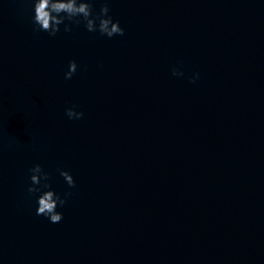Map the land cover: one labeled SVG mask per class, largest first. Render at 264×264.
I'll list each match as a JSON object with an SVG mask.
<instances>
[{"label": "clouds", "instance_id": "clouds-1", "mask_svg": "<svg viewBox=\"0 0 264 264\" xmlns=\"http://www.w3.org/2000/svg\"><path fill=\"white\" fill-rule=\"evenodd\" d=\"M96 0H31L32 4V24L37 32H46L49 36H56L61 31L63 25L64 32H71L72 26H80L90 32H98L101 36L112 38L123 36L124 29L119 21H114L109 15L110 0H101L98 12L94 11L93 5ZM77 63L69 61L68 70L64 74L66 80L71 79L77 71ZM173 76H183V72L178 68L172 69ZM199 78L196 73L190 78V82H195ZM76 105L65 110L66 116L71 120L82 119L84 113L76 111ZM30 184L26 191L29 195L37 196L36 215L47 218L51 223L56 224L62 221L63 214L57 211L58 207H63L70 193H65L63 197L52 190L49 180V173L40 164H35L29 169ZM60 175L70 188L75 187V180L68 172L61 170Z\"/></svg>", "mask_w": 264, "mask_h": 264}]
</instances>
